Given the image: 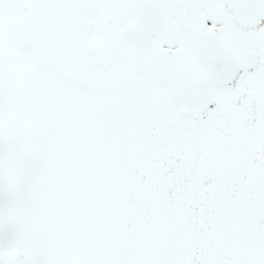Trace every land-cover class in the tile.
<instances>
[{
	"label": "snow or ice",
	"instance_id": "obj_1",
	"mask_svg": "<svg viewBox=\"0 0 264 264\" xmlns=\"http://www.w3.org/2000/svg\"><path fill=\"white\" fill-rule=\"evenodd\" d=\"M0 264H264V0H0Z\"/></svg>",
	"mask_w": 264,
	"mask_h": 264
}]
</instances>
